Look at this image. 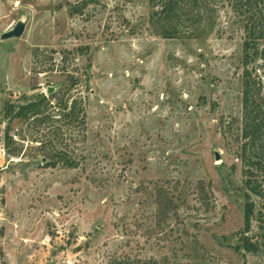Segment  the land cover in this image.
<instances>
[{
  "label": "rangeland",
  "instance_id": "374dc122",
  "mask_svg": "<svg viewBox=\"0 0 264 264\" xmlns=\"http://www.w3.org/2000/svg\"><path fill=\"white\" fill-rule=\"evenodd\" d=\"M210 1L163 37L148 0H96L71 15L75 0H0V33L23 24L19 36L0 38V107L46 95L66 70L79 78L72 92L85 96L73 168L42 166L35 134L16 120L4 146L0 117V264H108L124 254L264 264V138L253 192L235 141L222 134L240 115L246 11ZM60 49L70 50L63 60Z\"/></svg>",
  "mask_w": 264,
  "mask_h": 264
},
{
  "label": "trees",
  "instance_id": "16d2710c",
  "mask_svg": "<svg viewBox=\"0 0 264 264\" xmlns=\"http://www.w3.org/2000/svg\"><path fill=\"white\" fill-rule=\"evenodd\" d=\"M96 0H75L68 4V13H81L90 3ZM235 5L242 7L245 21L242 30L244 37L241 43V71H240V115L238 119L229 117L223 125L222 134L233 138L238 148L237 156L242 164V175L245 187L255 192L252 177L253 169H259L263 163L262 155H259L256 142L264 138V0H235ZM154 6L158 5V11H152L159 18V33L163 37L172 35L174 27L182 20H186L188 14L199 16L203 7L210 0H148ZM205 3V5H203ZM211 7H207L209 10ZM194 10V14H193ZM255 10V11H253ZM82 48V47H81ZM77 49V48H76ZM80 49V48H79ZM39 50L35 48L33 55ZM53 53L54 50H49ZM60 60L70 53L68 49H60ZM51 58V57H50ZM256 59L258 65H251ZM48 69L53 67L49 62ZM85 64L82 70L83 81H86ZM260 69V72L258 70ZM66 82L60 83L58 88L46 95L39 94L35 99L22 103H13L5 100L0 107V117L5 121L3 129V144L12 142V137L17 129L9 134L10 124L13 120L24 123L26 129L33 135L31 141L36 143L35 151L40 156L41 165L44 167L73 168L77 166L82 156L74 154L70 148L73 143L72 128L78 127L82 139L85 130V96L80 92H72L78 82V76H74L69 70ZM252 202L248 199L243 203L242 219L243 231L248 229V219L251 215ZM242 246L246 250H253V245L243 240ZM108 264H161L155 260L141 259L137 255L124 254L114 256L108 260Z\"/></svg>",
  "mask_w": 264,
  "mask_h": 264
},
{
  "label": "water",
  "instance_id": "95a60500",
  "mask_svg": "<svg viewBox=\"0 0 264 264\" xmlns=\"http://www.w3.org/2000/svg\"><path fill=\"white\" fill-rule=\"evenodd\" d=\"M22 30H23V24L21 22L17 21L11 28H9L6 31L1 32L0 33V38L19 36L21 34ZM46 91L47 92H51L52 91V87L51 86H47L46 87Z\"/></svg>",
  "mask_w": 264,
  "mask_h": 264
}]
</instances>
